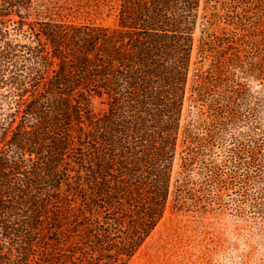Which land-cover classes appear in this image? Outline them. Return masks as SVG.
Instances as JSON below:
<instances>
[{
    "label": "rangeland",
    "instance_id": "1",
    "mask_svg": "<svg viewBox=\"0 0 264 264\" xmlns=\"http://www.w3.org/2000/svg\"><path fill=\"white\" fill-rule=\"evenodd\" d=\"M119 2L0 0V44L45 42L51 72L58 58L43 32L54 23L117 28ZM193 12L169 191L154 228L127 259L100 244L95 235L119 243L141 213L108 189L114 176L94 180L76 142L82 153L68 158L29 264H264V0H199ZM14 89L0 83V149L20 121L10 124ZM86 101L95 117L109 108L106 94L91 91Z\"/></svg>",
    "mask_w": 264,
    "mask_h": 264
},
{
    "label": "trees",
    "instance_id": "2",
    "mask_svg": "<svg viewBox=\"0 0 264 264\" xmlns=\"http://www.w3.org/2000/svg\"><path fill=\"white\" fill-rule=\"evenodd\" d=\"M198 1L120 0L117 28L54 23L43 32L58 58L51 72L45 42L0 44V83L20 96L10 124L20 121L0 149V264L33 260L35 230L68 176V158L82 153L76 142L94 180L107 185L114 176L108 189L141 213L119 243L95 235L100 244L127 259L151 232L168 196ZM91 91L109 99L96 117Z\"/></svg>",
    "mask_w": 264,
    "mask_h": 264
}]
</instances>
